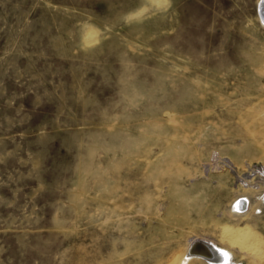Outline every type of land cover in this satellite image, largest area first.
<instances>
[{
    "label": "rangeland",
    "instance_id": "1",
    "mask_svg": "<svg viewBox=\"0 0 264 264\" xmlns=\"http://www.w3.org/2000/svg\"><path fill=\"white\" fill-rule=\"evenodd\" d=\"M260 2L0 0V264H264Z\"/></svg>",
    "mask_w": 264,
    "mask_h": 264
},
{
    "label": "bare ground",
    "instance_id": "2",
    "mask_svg": "<svg viewBox=\"0 0 264 264\" xmlns=\"http://www.w3.org/2000/svg\"><path fill=\"white\" fill-rule=\"evenodd\" d=\"M261 19L264 22V0H261ZM242 198L241 200H243ZM247 201V200H246ZM242 201L237 206L238 211H247L249 203ZM247 206V208H245ZM227 231H230V235L236 240H242L243 247L246 250H252L257 252L259 249L258 241L259 237L253 228L246 225L243 228H235L231 225H226ZM225 251V250H224ZM223 249L216 247L210 240L203 238H195L187 247L186 252L179 260L180 264H185L188 260L192 261L195 259L205 260L211 264H225L229 257L228 253H224ZM228 255V256H227Z\"/></svg>",
    "mask_w": 264,
    "mask_h": 264
},
{
    "label": "built area",
    "instance_id": "3",
    "mask_svg": "<svg viewBox=\"0 0 264 264\" xmlns=\"http://www.w3.org/2000/svg\"><path fill=\"white\" fill-rule=\"evenodd\" d=\"M240 199V198H239ZM237 206H239L238 204H237Z\"/></svg>",
    "mask_w": 264,
    "mask_h": 264
}]
</instances>
